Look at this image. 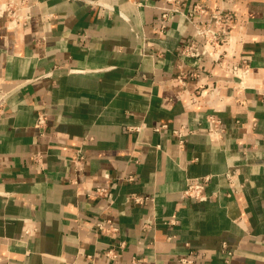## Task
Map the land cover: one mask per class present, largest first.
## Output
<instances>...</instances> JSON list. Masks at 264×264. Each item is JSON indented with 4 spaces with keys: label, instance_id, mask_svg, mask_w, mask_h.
Returning a JSON list of instances; mask_svg holds the SVG:
<instances>
[{
    "label": "crops",
    "instance_id": "0c3cea01",
    "mask_svg": "<svg viewBox=\"0 0 264 264\" xmlns=\"http://www.w3.org/2000/svg\"><path fill=\"white\" fill-rule=\"evenodd\" d=\"M18 1L25 26L0 17V264H264V0ZM197 3L232 22L222 64L182 84ZM164 8L183 14L162 28ZM206 177V200L184 196Z\"/></svg>",
    "mask_w": 264,
    "mask_h": 264
},
{
    "label": "built area",
    "instance_id": "2783aa9c",
    "mask_svg": "<svg viewBox=\"0 0 264 264\" xmlns=\"http://www.w3.org/2000/svg\"><path fill=\"white\" fill-rule=\"evenodd\" d=\"M172 4H178V0H168ZM228 0H223L225 3ZM206 13L203 6L199 3L195 4L192 8V11L186 14L188 20L193 24L194 27V37L187 41L184 44L179 62V82L185 84L186 79L189 77L199 76L198 70L200 69L201 62L203 59L208 58L213 61L217 66H220L224 59V53L220 49L221 46L228 39V33L230 30V25L232 18L230 15L225 14L222 9H218L211 14L210 18L206 21L202 19L195 20V15H204ZM183 14L178 8H164L162 14V28L166 27V24L174 19V15ZM0 17L6 18L7 28L16 29L27 24L29 16L22 13L21 7L16 2H5L0 4ZM247 62L245 60L241 61L239 66L233 67L234 78L238 80L239 84H243L244 75L248 72ZM1 113V110H0ZM218 122V121H217ZM45 125V119L43 115H40L38 118L37 126L42 128ZM142 126H133L131 129L140 130ZM159 131V128H156ZM209 131L217 132L218 127L216 126V121L213 120L210 123ZM176 136L182 138L183 135L181 132H175ZM84 156L79 152L76 160L74 161L81 168L82 161ZM210 178H201L198 180L191 181L187 188L185 189L184 196L192 197L199 201L206 200V197L203 195V190ZM90 195H95L99 197H108L109 189L104 187H98L92 192H89ZM130 200L141 203L143 198L132 196ZM98 222L96 226L99 230L103 232H115L116 227L110 224V221ZM195 253L193 251L189 252L185 256L178 258L174 264H194L195 262Z\"/></svg>",
    "mask_w": 264,
    "mask_h": 264
},
{
    "label": "bare ground",
    "instance_id": "6f19581e",
    "mask_svg": "<svg viewBox=\"0 0 264 264\" xmlns=\"http://www.w3.org/2000/svg\"><path fill=\"white\" fill-rule=\"evenodd\" d=\"M6 2H16V3H20L18 0L17 1H15V0H9V1H6Z\"/></svg>",
    "mask_w": 264,
    "mask_h": 264
}]
</instances>
